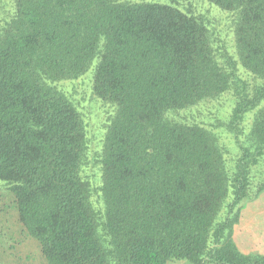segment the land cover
Masks as SVG:
<instances>
[{
	"label": "trees",
	"instance_id": "trees-1",
	"mask_svg": "<svg viewBox=\"0 0 264 264\" xmlns=\"http://www.w3.org/2000/svg\"><path fill=\"white\" fill-rule=\"evenodd\" d=\"M8 1L0 182L45 263L264 264L232 241L264 192V0ZM90 70L114 110L99 210L83 122L57 88Z\"/></svg>",
	"mask_w": 264,
	"mask_h": 264
},
{
	"label": "rangeland",
	"instance_id": "rangeland-1",
	"mask_svg": "<svg viewBox=\"0 0 264 264\" xmlns=\"http://www.w3.org/2000/svg\"><path fill=\"white\" fill-rule=\"evenodd\" d=\"M10 6L8 0L6 2L1 0L0 26L5 18L8 19V16H10L12 11ZM219 30L222 31L220 36L225 40V44H223L225 49L231 53L234 44L233 33L226 31L224 22L219 26ZM57 88L72 101L83 122L85 142L81 176L89 183L90 193L88 195L91 205L94 209L99 210L101 209L100 189L102 186L104 139L114 110L112 106L104 103L94 94L91 70L77 80L58 83ZM212 106L215 107V105ZM223 108H225V105L222 104L216 111H213L221 119L226 114ZM186 115L190 116V110L186 112ZM204 120L205 122L211 121L208 116ZM223 139V142H231L226 136ZM237 224L232 230V241L235 246L233 235L236 233ZM253 247L254 245H250L248 250H244L246 252L251 251L248 253L237 249L244 255L258 254L253 251ZM0 264H46L37 241L27 235L19 221L12 192L2 182H0ZM167 264L191 263L186 260L171 259Z\"/></svg>",
	"mask_w": 264,
	"mask_h": 264
},
{
	"label": "crops",
	"instance_id": "crops-1",
	"mask_svg": "<svg viewBox=\"0 0 264 264\" xmlns=\"http://www.w3.org/2000/svg\"><path fill=\"white\" fill-rule=\"evenodd\" d=\"M233 239L244 253L251 252L244 250L254 245L253 251L264 256V193L244 206Z\"/></svg>",
	"mask_w": 264,
	"mask_h": 264
}]
</instances>
